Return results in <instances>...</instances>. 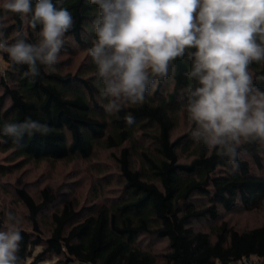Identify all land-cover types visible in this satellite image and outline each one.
<instances>
[{
	"label": "trees",
	"instance_id": "trees-1",
	"mask_svg": "<svg viewBox=\"0 0 264 264\" xmlns=\"http://www.w3.org/2000/svg\"><path fill=\"white\" fill-rule=\"evenodd\" d=\"M6 2L0 0V16H7L4 31L10 42L21 31L35 43L36 33L20 14L4 10ZM58 6L71 12L74 26L52 68L41 65L38 76L25 77L27 66L15 65L1 53L0 151H10V161L21 160L20 166L89 160L97 149L117 150L122 181L117 194L83 206L72 201L56 207L57 195L48 188L38 199L24 188L17 190L30 225L19 227L23 240L18 264H42L49 255L58 257L57 264H242L248 257L264 264V222L239 229L223 220L210 231L193 226L194 220L204 218L219 221L221 209L252 211L264 203V146L259 142L238 149L239 167L233 170L217 149L191 139L194 121L190 130L175 136L179 115L188 113L187 89L197 86L188 77L193 61L187 56L196 49H186L184 58L171 63L169 76L149 88L142 104L108 114L102 107L107 100L100 96L97 66L88 54L96 39L99 8L89 0H62ZM78 48L87 54L73 71L67 64ZM248 71L264 91V60L250 63ZM128 113L135 118L131 125L124 119ZM29 117L51 131L25 133L17 146L3 134V126ZM0 172L5 175L8 169L0 165ZM3 216L0 231L7 230ZM42 222H48V233ZM142 235L166 239V251L160 255L144 247Z\"/></svg>",
	"mask_w": 264,
	"mask_h": 264
},
{
	"label": "clouds",
	"instance_id": "clouds-1",
	"mask_svg": "<svg viewBox=\"0 0 264 264\" xmlns=\"http://www.w3.org/2000/svg\"><path fill=\"white\" fill-rule=\"evenodd\" d=\"M62 0H7L6 12L20 14L37 36L30 43L21 31L11 42L0 16V52L15 65H26L25 77L52 68L64 49L66 34L74 26ZM97 5L96 39L88 54L97 66L100 96L105 112L117 114L128 105L142 104L149 88L169 76L170 65L192 59L186 109L195 122L191 139L203 141L239 167L238 150L245 143L264 146V91L253 83L248 66L264 60V0H89ZM39 26V31L36 29ZM259 39V42H258ZM126 123H135L131 113ZM51 129L30 117L5 123L3 134L19 141L25 133L47 134ZM10 227L0 231V264H18L23 240L19 217L9 212Z\"/></svg>",
	"mask_w": 264,
	"mask_h": 264
},
{
	"label": "rangeland",
	"instance_id": "rangeland-1",
	"mask_svg": "<svg viewBox=\"0 0 264 264\" xmlns=\"http://www.w3.org/2000/svg\"><path fill=\"white\" fill-rule=\"evenodd\" d=\"M1 53L0 65L1 68H4L5 63L1 60ZM86 54L84 49L78 48L77 52L71 55V62L67 64V67L76 71L85 60ZM64 58H67V55ZM192 123L189 113H181L175 136L190 130L193 126ZM115 151L117 150L97 149L89 160L30 162L20 166L18 164L21 160L10 161L8 158L10 151H0V165H4L6 170L8 169V173L5 175L0 172V213L6 219L7 228L11 226L7 220V213L9 212L20 218L21 223L18 227H30L26 209L17 194V190L22 188L36 199L40 197L42 189L48 188L53 194L57 195L56 207L72 201L81 206L90 205L96 198L97 200H102L117 194L122 180L119 175L118 163L114 156ZM182 159L186 160L187 157L183 155ZM135 165L138 166L136 163ZM45 214L46 216L49 215L50 211ZM223 220L239 229L260 225L264 222V203L260 208L252 211L236 208L226 213L221 209L219 221L212 222L210 219L204 218L194 220L193 226L199 230L210 231L212 227L220 224ZM42 225L45 232L48 233V222H42ZM140 242L144 247L160 255L167 249L166 239L142 235ZM37 252H41V247L37 249ZM57 260V256L49 255L48 260L42 264H57ZM255 261H257L256 258ZM70 264L77 263L71 261Z\"/></svg>",
	"mask_w": 264,
	"mask_h": 264
},
{
	"label": "built area",
	"instance_id": "built-area-1",
	"mask_svg": "<svg viewBox=\"0 0 264 264\" xmlns=\"http://www.w3.org/2000/svg\"><path fill=\"white\" fill-rule=\"evenodd\" d=\"M242 264H258L254 257L245 258Z\"/></svg>",
	"mask_w": 264,
	"mask_h": 264
}]
</instances>
